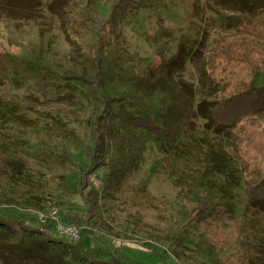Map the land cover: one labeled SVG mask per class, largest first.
Masks as SVG:
<instances>
[{
  "label": "rangeland",
  "instance_id": "1",
  "mask_svg": "<svg viewBox=\"0 0 264 264\" xmlns=\"http://www.w3.org/2000/svg\"><path fill=\"white\" fill-rule=\"evenodd\" d=\"M12 6L14 17L0 15V160L7 162L0 217L9 242H41L22 228L41 227L54 240L46 245L50 263L85 264L86 253L101 249L103 261L264 264V212L248 206L244 181L233 186L215 172L206 156L212 144L232 167L242 165L197 108L210 94L199 72L203 55L239 60L237 48H264V37L220 25L226 12L212 0ZM115 9L122 11L112 17ZM184 45L194 50L183 66L168 65ZM255 83L264 86V67ZM184 85L195 92L190 102ZM243 120L244 146L243 131L262 125L264 111ZM96 143L104 164L90 172ZM202 200L210 212L194 221ZM69 220L77 242L64 228ZM47 221L55 225L45 228Z\"/></svg>",
  "mask_w": 264,
  "mask_h": 264
},
{
  "label": "trees",
  "instance_id": "2",
  "mask_svg": "<svg viewBox=\"0 0 264 264\" xmlns=\"http://www.w3.org/2000/svg\"><path fill=\"white\" fill-rule=\"evenodd\" d=\"M212 2L217 8L226 12L218 16L220 25L246 32L254 37H264V0H212ZM12 4L13 0H0V15L14 17L18 10ZM119 11L115 9L112 17L118 16L116 13ZM193 50V46H181L168 65L183 66L184 56L189 57V52ZM235 53L241 56L239 60L231 61L227 53L220 60L213 53L203 55L199 72L203 81L209 84L210 94L206 97L207 99L197 104V108L205 120L204 126L207 130L225 141L242 165L240 169L232 167L222 146L212 144L206 156L215 172L229 178L233 186H239L240 182L244 181L248 206L255 211L264 212V123L253 127L250 133L243 131L242 134H245L246 138L244 146L242 145L244 139L238 137L239 128L244 121L243 116L264 111V86H258L255 83L257 71L264 67V48L253 45L240 46ZM186 87L188 94L186 99L190 102L195 92L192 91L191 86L184 85V88ZM160 88H163L162 82L155 87V90ZM183 102L186 100L183 99ZM184 106L186 108L187 105ZM171 115L176 116V110L171 112ZM134 122L135 125L148 131L159 133L158 127H153L148 120H134ZM103 151V144L96 143L88 154L91 160L90 172L104 164L98 160L104 156ZM6 165L5 160H0V173ZM208 204L203 200L198 203L192 216L194 221L203 220L209 214ZM3 219L4 217H0V264H41L43 262L44 264H64L59 259H52L50 263L51 257L47 253L46 245L54 240L44 229L23 226L26 232L40 235L42 241L11 243L1 228L4 226ZM70 220L66 227L74 226V222L70 223ZM46 223L45 228H52L55 225L54 222ZM79 238L81 237L78 233L77 241ZM67 245L70 246L69 243ZM74 246L80 250L77 243ZM243 247L244 245L240 247L241 252L245 250ZM104 253L101 249L91 256L86 253L82 261L85 264L103 262L104 264H138L125 257H110L107 261H103Z\"/></svg>",
  "mask_w": 264,
  "mask_h": 264
},
{
  "label": "built area",
  "instance_id": "3",
  "mask_svg": "<svg viewBox=\"0 0 264 264\" xmlns=\"http://www.w3.org/2000/svg\"><path fill=\"white\" fill-rule=\"evenodd\" d=\"M65 230H67V234L69 235V237L73 240H77L78 239V231L76 230V228L74 227H64Z\"/></svg>",
  "mask_w": 264,
  "mask_h": 264
}]
</instances>
